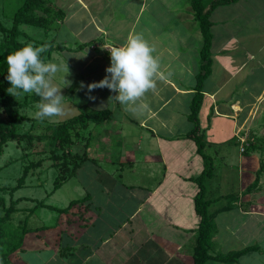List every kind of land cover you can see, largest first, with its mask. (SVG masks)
I'll return each mask as SVG.
<instances>
[{
	"label": "crops",
	"instance_id": "1",
	"mask_svg": "<svg viewBox=\"0 0 264 264\" xmlns=\"http://www.w3.org/2000/svg\"><path fill=\"white\" fill-rule=\"evenodd\" d=\"M52 1L65 13L55 23L52 39L65 45L60 52L78 53L85 60L83 69L94 62L106 69L108 48L123 46L130 36L141 34L154 50L159 73L156 87L140 101L148 106L146 110L133 113L121 106L103 123L88 126L87 154L93 160L68 180L77 178L83 195L69 202L85 200L65 212L50 208L55 215L43 219H55L32 227L22 247L0 264H193L200 220L194 206L199 190L194 178L202 173L204 160L188 136L194 127L188 113L201 47V33L189 5L183 0L176 4L164 0ZM210 19L212 65L201 88L204 98L198 131L208 141L205 153H221L212 176L204 181L216 224L210 252L227 253L217 250L226 238L240 244L237 249L230 247V252L258 247L233 263L238 264L247 254L255 256L260 248L264 250V171L257 188L247 191L261 157L264 160V145L249 154L242 152L236 184L226 193L216 192V179L230 184L228 142L239 144L242 136L252 141L264 136V0L219 6ZM105 91L110 97L115 95ZM122 110L129 115L123 118ZM206 264L225 263L210 259Z\"/></svg>",
	"mask_w": 264,
	"mask_h": 264
},
{
	"label": "trees",
	"instance_id": "2",
	"mask_svg": "<svg viewBox=\"0 0 264 264\" xmlns=\"http://www.w3.org/2000/svg\"><path fill=\"white\" fill-rule=\"evenodd\" d=\"M239 0H188L190 13L193 21L197 25L201 33V47L199 50L200 64L196 72L195 89L193 98L189 106L188 119L194 124L193 129L188 133L197 145L198 153L203 157L204 169L200 175L194 178L198 184L199 190L194 199L195 211L200 220L197 227L195 243L193 246V264H206L208 260L213 259L225 264H233L245 253L257 250V246L246 247L242 250L232 251L228 253L212 254L210 251L213 247L212 237L216 232V224L214 215L209 212L210 201L205 197L204 181L211 177L214 171V161L212 157L205 153V140L203 134H198L199 131V112L202 107L204 94L201 92L202 85L205 79L210 75L212 65L211 45L212 21L210 15L214 9L219 6L229 5ZM64 11L58 7L52 0H24L23 3L16 9L12 16V24L5 25L0 20V157L4 154L8 143H14L23 151V158L32 156L26 162L22 175L17 179L13 186L0 187V262L7 263L8 257L15 251L20 249L23 244L25 234L33 228L28 225L29 216L17 218L14 221V213L22 212L31 215L35 207L44 206L56 210L57 212H65L70 207L85 200V198L71 200L64 208L47 205L43 200H36V205L33 207H18L21 199H31L29 197H20L16 200L12 198L7 201L4 193L13 194L16 190L26 185L28 176L42 164L43 156L35 159L34 155H45L47 159L52 161V166L58 168V175L53 181L54 190L61 187L68 181L76 171L86 162L92 161L87 154L90 146L91 136L88 135L87 129L90 124H101L111 115L109 108H84L79 114L70 117L63 122L57 123L54 126L46 128L44 133L36 134L32 132V126L24 127L22 122L26 119L25 115L20 113L22 104H26V97L21 101L15 95L12 96L8 92L10 87L6 79L7 63L6 57L12 52L22 48L25 45L34 47L43 46L46 51L41 54V58L46 62L52 57L54 50L63 51L66 49L61 42H56L54 39L38 40L28 35L21 28L22 25L37 26L52 32L55 23L64 18ZM46 139V140H44ZM35 141L47 142V149L43 151H35ZM264 136L259 137L254 141H249L245 146L243 153L249 154L256 150L257 147H263ZM79 146V147H78ZM77 148V151L72 149ZM264 147L262 149L263 153ZM0 166V170H1ZM264 171V160L261 157L260 167L253 183L247 186V191H252L257 188L259 177ZM53 190V191H54ZM41 228V227H40ZM35 230V229H34Z\"/></svg>",
	"mask_w": 264,
	"mask_h": 264
},
{
	"label": "rangeland",
	"instance_id": "3",
	"mask_svg": "<svg viewBox=\"0 0 264 264\" xmlns=\"http://www.w3.org/2000/svg\"><path fill=\"white\" fill-rule=\"evenodd\" d=\"M24 0H0V20L5 25L12 24V16L16 9L23 3ZM166 3H177V0H164ZM188 0H183V3H187ZM209 2L210 0H205ZM58 6V5H57ZM22 29H24L28 35L32 36L38 40H49L52 39L51 31L49 33L45 32L40 27L31 26V25H22ZM41 46V45H40ZM110 49V48H108ZM58 51V50H57ZM79 54L74 52H54L52 57L47 60L46 62L56 63L58 65L63 66L65 63L68 68V75L66 79L70 81V85L67 87H63L61 82V77L63 76V71L58 72L52 79V83L58 87H63L61 89V94L64 96V113L58 117L54 118H46L44 120H39L35 117V112L38 110L36 105L41 102V98L36 96L35 94H19L15 95L21 101L26 97V104H22L23 107L20 109V113L25 115L26 119L22 122L24 127H28L29 124L32 126V132L36 134L44 133L45 129L51 126H54L57 123L63 122L64 120L73 117L84 110V108H93V109H100V108H109L110 111L116 115L118 113V109L122 106L120 104H111L108 101L110 96L106 93L105 90L107 88H97L102 90V93L98 94L97 89L93 90L91 93H88L87 88H81V82L86 86L92 82H98L99 80L103 79L106 75L105 69L103 67H99V63L94 62L90 63L87 69H83L82 66L85 60L81 57H77ZM74 60L73 62L76 64L68 63V60ZM78 62V63H76ZM91 69H97L96 72L90 73ZM89 96L94 97V99H90ZM110 105V106H109ZM109 106V107H108ZM116 110V111H115ZM122 117L125 118L127 115V111L122 110ZM121 114L119 113V117ZM256 130V128H254ZM218 137L220 134H216ZM204 137V136H203ZM46 140V139H44ZM205 145H207V140L204 137ZM215 142L218 143L216 140ZM230 147V153L227 154L228 162H230V184L224 181H219L216 179L218 188L216 192L226 193L228 188L232 184H236V172L238 170V163L240 160V156L243 155L240 152V145L234 141H230L227 143ZM35 151H43L47 149V142L43 141H35ZM220 148L218 144H214V146ZM47 146V147H46ZM79 147V146H78ZM115 148L116 145L113 144ZM222 149V148H220ZM72 151H77V148L72 149ZM110 151V149H109ZM211 154V152L208 151ZM252 153V152H250ZM48 153H46L47 156ZM43 156V157H42ZM45 155L37 154L34 155L35 159L40 157L43 158L42 164L34 171V173L28 176L26 179V185L21 187L20 189L16 190L13 194L9 192L4 193L3 195L9 201L11 198L16 200L20 197H29L31 199H21L18 203V207H33L36 205L37 200H44L45 203H49L55 206L66 207L69 203V199L72 197L80 198L82 193L79 192L78 188H82L81 184L77 182V178L71 179V181H66L60 188L54 190L53 181L55 177L58 175V168L52 166V161L47 159ZM214 158V162H218V158L221 156L219 155H212ZM32 159V156L29 155L26 158H23V151L21 148L17 147L14 143H8L5 148L4 154L0 157V166L2 167L0 170V187L1 186H13L16 184L17 179L22 175L23 168L29 159ZM216 160V161H215ZM127 175V174H126ZM215 179V178H214ZM54 190V191H53ZM234 192V191H232ZM73 206V205H72ZM48 209V210H47ZM29 213V212H28ZM22 212L14 213L15 220L18 221L17 218H21L23 216H29L28 225L31 227H36L42 225L43 223H51L55 218H52L50 221H44V217H53V210L50 208H41L39 206L35 207L31 215H28ZM59 213V212H58ZM230 214V213H229ZM228 214V215H229ZM225 213L220 214V216H224ZM262 245L264 240L261 241ZM227 246V248H225ZM240 246L239 242H237L234 238H226L225 244L219 247L217 250L221 252L227 251L230 252V247L232 249H237ZM264 247V246H263ZM260 248V247H259ZM253 253L247 254V257H243L239 260L238 264H262L264 262V250L260 248V251L257 254ZM11 256V255H10ZM11 258V257H10ZM9 260V257H8ZM7 260V261H8Z\"/></svg>",
	"mask_w": 264,
	"mask_h": 264
},
{
	"label": "clouds",
	"instance_id": "4",
	"mask_svg": "<svg viewBox=\"0 0 264 264\" xmlns=\"http://www.w3.org/2000/svg\"><path fill=\"white\" fill-rule=\"evenodd\" d=\"M46 51L43 46L25 45L6 57L7 76L10 84V95L35 94L41 98L36 105L35 117L39 120L54 118L64 113V96L61 89L70 85L66 79L68 68L66 63L61 66L45 62L41 54ZM153 48L141 34H133L120 47L108 49L110 65L106 67V75L98 82L86 86L81 82V88H87L91 93L97 88H107L115 95L109 99L122 105L125 110L136 113L147 109L141 104V99L156 87V77L159 73V61L153 55ZM63 71L61 82L63 87L52 83L53 77ZM90 99L94 97L89 96Z\"/></svg>",
	"mask_w": 264,
	"mask_h": 264
},
{
	"label": "built area",
	"instance_id": "5",
	"mask_svg": "<svg viewBox=\"0 0 264 264\" xmlns=\"http://www.w3.org/2000/svg\"><path fill=\"white\" fill-rule=\"evenodd\" d=\"M247 137L248 136H246V137L242 136V137L239 138V142H240L239 145H240V151L241 152L244 151L245 146L248 145L249 141H252V140H249Z\"/></svg>",
	"mask_w": 264,
	"mask_h": 264
}]
</instances>
